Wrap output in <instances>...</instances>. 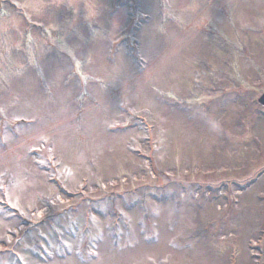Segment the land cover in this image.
Here are the masks:
<instances>
[{"label":"rangeland","instance_id":"374dc122","mask_svg":"<svg viewBox=\"0 0 264 264\" xmlns=\"http://www.w3.org/2000/svg\"><path fill=\"white\" fill-rule=\"evenodd\" d=\"M264 0H0V264H264Z\"/></svg>","mask_w":264,"mask_h":264},{"label":"water","instance_id":"95a60500","mask_svg":"<svg viewBox=\"0 0 264 264\" xmlns=\"http://www.w3.org/2000/svg\"><path fill=\"white\" fill-rule=\"evenodd\" d=\"M259 102L264 105V94L262 95V97L259 99Z\"/></svg>","mask_w":264,"mask_h":264}]
</instances>
